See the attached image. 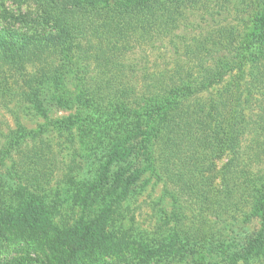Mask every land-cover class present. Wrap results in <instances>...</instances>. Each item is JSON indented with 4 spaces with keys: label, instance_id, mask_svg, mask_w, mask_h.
Returning a JSON list of instances; mask_svg holds the SVG:
<instances>
[{
    "label": "trees",
    "instance_id": "trees-1",
    "mask_svg": "<svg viewBox=\"0 0 264 264\" xmlns=\"http://www.w3.org/2000/svg\"><path fill=\"white\" fill-rule=\"evenodd\" d=\"M205 1L0 0V99L18 95L10 92L11 71L30 69L31 73L27 71L23 78L25 87L32 86L29 84L34 75L37 81H48L53 94L74 108L73 118L85 128L88 141L95 142L90 145V153L99 155L106 165L110 155L125 143L130 156H143L157 179L172 186L168 190L178 223L190 221L188 228L197 224L196 228L207 227V233H211L212 222L220 221L229 209L264 214V168L255 166L264 161V139L258 136L251 140L254 146L250 154L242 147L247 135L257 133V125L264 118L245 116L242 95L244 90L250 92L251 80L243 90L229 88L216 100L202 101L199 94L220 84L230 72H244L250 62L264 59V37L241 40L233 46L234 38L223 41L219 36L211 42L210 32L202 39L182 40L183 53L174 47L170 70L135 75L127 72L125 64L133 41L143 44L139 37L149 38L151 47L161 46L175 36L184 39L182 34H176L185 26L181 10L185 5L204 4L206 12L213 13L211 3ZM55 52L78 69L72 89L60 79V68L52 67L55 61L48 57ZM145 66L144 63L140 68ZM255 81L264 83L263 71ZM33 88L36 100L30 101L40 108V87ZM66 119L59 122L67 123ZM16 122L18 127L10 130L0 144L1 159L3 153L17 151L29 141L36 144V139H44L47 133L43 124L28 128L20 119ZM225 154L227 161L217 166ZM47 155L53 165L48 143L44 149L34 148L29 158L22 157V174L15 170L16 177L32 176L31 186L44 187ZM14 192L0 179V211H8L15 204L36 207V198ZM240 202L246 211L239 208ZM44 209L50 219L54 218L53 208ZM1 228L0 224V264L31 261L21 247L22 237L17 238L19 244L12 252L8 249L10 237ZM188 228L181 230L187 235ZM263 234L264 224L258 238L250 243L252 247ZM58 235L56 232L57 238ZM72 241L66 238V245H62L69 253L82 247L74 246ZM35 260L53 264L45 255H37ZM98 264L143 263L123 255L103 258Z\"/></svg>",
    "mask_w": 264,
    "mask_h": 264
},
{
    "label": "rangeland",
    "instance_id": "rangeland-1",
    "mask_svg": "<svg viewBox=\"0 0 264 264\" xmlns=\"http://www.w3.org/2000/svg\"><path fill=\"white\" fill-rule=\"evenodd\" d=\"M205 3H211L213 13L206 12L204 4L183 7L185 26L176 34H182L184 39L175 36V44L168 39L161 46L151 47L149 38L139 37L142 45L133 41L131 53L125 60L127 72L136 75L137 72L170 70L174 47L183 53L182 40L202 39L210 32L211 42L212 39L216 42L219 36L223 41L234 38L233 46L241 40L264 37V0H207ZM208 26L210 29L206 28ZM235 30L238 31L232 35ZM57 54L60 53L55 52L48 58L55 61L52 67L60 68V79L72 89L78 69ZM144 63L145 68H140ZM261 66H264V59L250 62L244 72H230L220 84L201 92L199 97L202 101L216 100L229 88L235 92L243 90L251 80L250 92L244 90L242 95L245 116L253 120L257 115L264 118V83L255 81L260 72H264ZM29 70L14 68L9 77L10 92L18 95L0 99V144L10 130L18 127L17 119L28 128H38L41 124L47 127L44 139H36V144L29 141L23 148L3 153L0 158L3 185L14 193L36 198V207L15 204L8 211H0L1 229L10 237L9 250H15L19 244L16 240L21 236L24 254L32 258L27 264H39L35 260L37 255L50 257L53 264H98L103 258L109 260L123 255L143 264H264V234L255 247L250 244L263 228L264 214L229 209L220 221L210 220L214 230L211 233H207V227L196 228L197 224L188 228L190 221L180 225L175 216L174 199L168 190L172 186L157 179L152 169L147 168L143 156H130L122 143L105 165L103 158L90 153V145L95 142L88 141L85 128L73 118L74 108L53 94L47 80L37 81L34 75L29 84L32 86L25 87L27 83L23 78L27 71L31 73ZM33 86L40 87L38 96L43 98L42 108L30 101L36 100ZM65 119L67 123L59 122ZM258 136L264 139V122L258 123L257 133L247 135L244 140L242 147L246 153L252 152L254 142L251 140ZM46 143L52 149L54 160L52 165L47 155V181L38 189L29 182L32 176L18 178L15 170L22 174V157L29 158L34 148L44 149ZM227 157V154L221 157L217 166L226 162ZM255 166L264 168V161ZM216 183L220 184L218 180ZM46 206L53 208L54 218L45 214ZM239 208L247 209L242 203ZM9 224H16V227ZM184 227L189 229L187 235L181 230ZM66 238L73 239L74 246L81 245V249L76 248L74 253L65 251L62 245Z\"/></svg>",
    "mask_w": 264,
    "mask_h": 264
}]
</instances>
